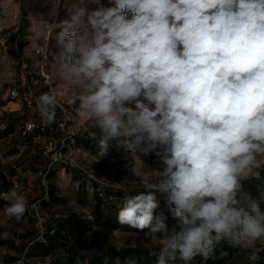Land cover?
I'll return each instance as SVG.
<instances>
[{
  "label": "clouds",
  "instance_id": "9594fccd",
  "mask_svg": "<svg viewBox=\"0 0 264 264\" xmlns=\"http://www.w3.org/2000/svg\"><path fill=\"white\" fill-rule=\"evenodd\" d=\"M90 2L47 24L43 47L48 58L54 38L51 64L74 89L67 102L102 133L99 158L115 140L162 165L154 182L145 178L142 191L124 198L118 222L146 240L167 234L156 264H190L223 241L256 261L264 187L254 196L245 184L259 178L264 157V0ZM65 95L50 89L36 99L42 123L55 122ZM0 198L9 218L24 216L18 191ZM162 206L179 231L169 234Z\"/></svg>",
  "mask_w": 264,
  "mask_h": 264
},
{
  "label": "rangeland",
  "instance_id": "374dc122",
  "mask_svg": "<svg viewBox=\"0 0 264 264\" xmlns=\"http://www.w3.org/2000/svg\"><path fill=\"white\" fill-rule=\"evenodd\" d=\"M102 2L105 6H111L108 0ZM73 5L95 7L90 0H0V102L17 95L6 105L0 104V128L5 126L6 112L22 109L24 101H28L32 108L36 107L35 101L43 93L37 75L44 76L50 88L63 90L66 95L60 98V103L69 105L73 111L70 122L64 120L55 127L58 139L53 138V143H50L52 135L48 132L36 135L34 142L27 143L21 126L23 123H18L17 132L0 140V165L13 182L10 190L15 189L28 202L27 211L19 220L5 214L9 203L0 210V237L8 241L0 245V264H10L7 257L12 255L18 258L14 264H22L21 257L26 254L24 245L30 237L40 232L39 239L44 240L46 223L56 229L63 228L62 223L72 214L88 219L84 236L97 234L107 244L118 247L148 248L154 257L152 264H156L160 239L167 234H162L155 241L146 240L143 232L121 225L117 216L123 197L134 189L142 191L145 178L154 182L153 170L162 166L159 159L154 154L132 156L124 150H109L107 156L99 158V150L78 144L72 135L89 133L97 139L102 133L93 121L80 118L76 106L67 102L74 89L58 79L56 69L51 64V53L57 50L54 38L49 41V56L45 57L43 45L49 38L46 25L53 21L70 20L68 9ZM126 15L130 18V13ZM13 91L19 94H13ZM59 139L64 143L61 150ZM110 144L119 145L115 140ZM258 162L256 171L260 174L259 178H252L245 184L246 190L254 196L259 194L257 187L264 180V157H258ZM52 166L58 172L52 178H47L46 171ZM134 170L140 171L141 175L137 176ZM83 180L87 182L84 189L81 184ZM94 183L99 184L100 191L112 199L111 205L103 208L101 217L95 213ZM48 184L56 187L58 200H51L48 194L43 197L46 202L39 199L42 186L47 187ZM3 185L0 179V193L7 192L3 190ZM32 205H36L35 209ZM161 212L167 216L169 234L179 231V221L173 219L163 206L159 209ZM19 233L28 234V237L21 239ZM262 246L264 240H258L256 251ZM249 251L242 249L223 264L245 263L249 260ZM51 260L52 255L45 256L38 250L27 257V261L35 264H49ZM135 261L132 257L129 263H124L120 258H111L106 259L104 264H134ZM177 264L183 262L178 261ZM190 264L208 263L195 257Z\"/></svg>",
  "mask_w": 264,
  "mask_h": 264
},
{
  "label": "trees",
  "instance_id": "16d2710c",
  "mask_svg": "<svg viewBox=\"0 0 264 264\" xmlns=\"http://www.w3.org/2000/svg\"><path fill=\"white\" fill-rule=\"evenodd\" d=\"M39 79L40 88L43 90V93L49 92L50 84L46 82V79L42 75H37ZM19 94V93H18ZM32 97L34 96L31 95ZM16 99V96H12L9 99L3 100L0 102L1 105H6L9 101ZM22 109H16L9 112H6L5 115V126L0 128V140L2 137H8L11 134H14L18 130V123H23V132L27 143L34 142L35 136L48 132L52 135V141L58 139V134L55 133V127L59 126L64 120L70 122L72 119V110L69 105H64L62 108L57 109V116L54 123L45 124L42 123L41 117L36 109L32 108L31 104L28 101H24ZM69 106V107H68ZM28 123H33L31 127L28 126ZM72 138L80 145H85L91 150L98 149L99 138H94L89 133H84L81 135H72ZM62 139V138H61ZM59 150L64 148L63 143L59 139ZM109 150L113 152H118L123 150L120 145L110 144ZM13 172V171H11ZM57 168L49 167L46 171V177L52 178L56 175ZM0 179L2 180L3 190L8 191L13 187L12 180L8 177V172L5 168L0 165ZM83 189L86 188L87 182L83 180L81 182ZM94 198H95V213L97 217H101L104 207L111 205L112 199L107 197L105 193H102L99 189V184L94 183ZM42 192L40 193L39 199L46 202L43 197L48 194L51 200H58L56 187L54 185L48 184L42 186ZM264 187V180L260 181V184L257 187L259 191L260 188ZM122 193V191H118ZM139 192L138 189L130 191L127 196H134ZM125 198V197H123ZM8 201L0 198V210L8 204ZM264 207V205H262ZM159 214V209L157 210ZM63 228H54L48 223L45 224L46 231L43 233L45 237L44 240L39 239L40 232L33 234L30 239L24 245V252H26L25 257H21L23 260L22 264H35L27 261V257L32 254V251L38 250L45 256L52 255V260L49 264H104L106 259L111 258H120L124 263H129V258H135L136 261L134 264H152L153 255L151 250L148 248L140 246H125L118 247L116 245H109L107 242L102 239L97 234L92 236H84V230L88 226V219H85L77 214H72L64 223H62ZM21 239L28 237V234L19 235ZM8 242L7 240L0 237V245ZM61 250V251H59ZM242 250L238 246H234L227 241H223L215 246L213 252L209 257L204 258L201 256H196L201 261H205L208 264H223L227 260L233 259L237 253ZM258 259L256 261H245L242 264H264V246L257 251ZM18 258L14 255L7 257V260L10 264H14Z\"/></svg>",
  "mask_w": 264,
  "mask_h": 264
},
{
  "label": "built area",
  "instance_id": "2783aa9c",
  "mask_svg": "<svg viewBox=\"0 0 264 264\" xmlns=\"http://www.w3.org/2000/svg\"><path fill=\"white\" fill-rule=\"evenodd\" d=\"M13 94H18V92L13 91ZM13 96H17V95H13ZM62 106H64V105H62ZM32 125H33V123H29V127H31ZM50 143H53V141L50 140ZM63 145H64V143H63Z\"/></svg>",
  "mask_w": 264,
  "mask_h": 264
}]
</instances>
